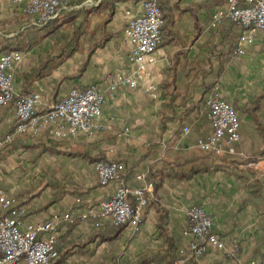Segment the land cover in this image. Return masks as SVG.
<instances>
[{
  "label": "crops",
  "instance_id": "0c3cea01",
  "mask_svg": "<svg viewBox=\"0 0 264 264\" xmlns=\"http://www.w3.org/2000/svg\"><path fill=\"white\" fill-rule=\"evenodd\" d=\"M50 33L24 12L28 0H0V37L31 28L35 39L11 69L15 92L40 96L49 109L73 86L94 84L105 103L89 133L18 134L0 148V194L15 197L22 226L70 213L57 225L58 264H252L264 255V31L242 44L241 28L213 15L223 0H161L162 42L137 87L115 82L133 74L127 21L141 0H65ZM3 28V29H2ZM1 55V54H0ZM48 56H58L43 77L31 76ZM62 56V57H61ZM155 85L156 97L144 88ZM229 101L240 120L237 154L202 152L194 144L211 132L208 98ZM15 123L12 104L0 107V136ZM184 125L190 132L184 134ZM254 157V161L248 158ZM118 160L124 171L101 184L97 159ZM152 184L137 230L98 228L86 208L98 209L119 185ZM202 206L224 248L200 257L187 249L186 209ZM5 214L0 205V217ZM183 248V252L180 250ZM54 260V261H55ZM53 261V262H54ZM52 262V263H53ZM51 263V264H52ZM21 264V263H17Z\"/></svg>",
  "mask_w": 264,
  "mask_h": 264
},
{
  "label": "built area",
  "instance_id": "2783aa9c",
  "mask_svg": "<svg viewBox=\"0 0 264 264\" xmlns=\"http://www.w3.org/2000/svg\"><path fill=\"white\" fill-rule=\"evenodd\" d=\"M18 2L20 0H12ZM226 7L213 15V25L228 20L241 28L238 36L237 53L243 54L242 44L253 43L255 34L264 31V0H223ZM67 8L65 0H28L24 12L34 16L32 24L42 26L57 18ZM141 13L131 17L123 28L124 38L131 42L129 59L136 65L131 75L116 74L115 82H121L134 88L142 77L145 66L154 63V50L162 42L164 19L157 0H141ZM21 59L19 51L0 55V107L12 104L15 123L12 130L0 136V148L18 134L37 136L43 127L60 137L64 131L70 135L89 133L95 127L105 103V95L98 86L79 85L69 89L58 102L45 110L40 107V96L36 92L19 95L13 85L12 67ZM156 97L155 85L144 88ZM207 119L211 132L198 137L194 146L202 152L214 154H237L240 140V120L235 107L218 95L209 97ZM184 134L190 127L184 125ZM98 181L106 184L118 179L124 171V164L118 160L95 163ZM152 184L130 187L117 186L109 198L100 203L99 208H86L79 213L80 219L91 217L98 228L104 226H130L137 230L149 203ZM0 205L5 214L0 217V264H51L58 257L56 249L57 225L60 221L74 222L70 213L52 214L43 222H30L22 226L20 210L15 197L0 194ZM189 227L185 236H189L187 249L191 256L200 257L209 248H224V241L214 229L213 217L202 207L192 206L186 209ZM183 252V248L180 250ZM252 264H264V255Z\"/></svg>",
  "mask_w": 264,
  "mask_h": 264
},
{
  "label": "trees",
  "instance_id": "16d2710c",
  "mask_svg": "<svg viewBox=\"0 0 264 264\" xmlns=\"http://www.w3.org/2000/svg\"><path fill=\"white\" fill-rule=\"evenodd\" d=\"M157 2L162 11L161 0H157ZM162 17L163 19L165 17L163 12H162ZM56 20H57L56 18L49 20L48 22L40 26V28H37V30H42L45 31L46 33H50L54 31L57 26ZM5 33L3 32L2 36L0 37V54L8 53L11 51H27L33 46V42H34L33 40L35 39V36L32 35L33 32L31 28L20 30L12 36H5ZM57 57L58 56H48L44 58L43 62L36 69H34L30 73V75L35 77L45 76L51 71L53 62ZM254 160H255L254 157L248 158V161H254ZM96 161L100 162V161H110V160H107L105 158H100L97 159ZM111 227H118V226H111ZM58 263L59 260H55L52 264H58Z\"/></svg>",
  "mask_w": 264,
  "mask_h": 264
},
{
  "label": "rangeland",
  "instance_id": "374dc122",
  "mask_svg": "<svg viewBox=\"0 0 264 264\" xmlns=\"http://www.w3.org/2000/svg\"><path fill=\"white\" fill-rule=\"evenodd\" d=\"M3 29V28H2ZM11 104V103H10ZM32 136V135H31Z\"/></svg>",
  "mask_w": 264,
  "mask_h": 264
}]
</instances>
